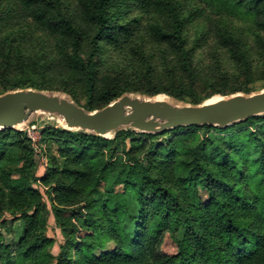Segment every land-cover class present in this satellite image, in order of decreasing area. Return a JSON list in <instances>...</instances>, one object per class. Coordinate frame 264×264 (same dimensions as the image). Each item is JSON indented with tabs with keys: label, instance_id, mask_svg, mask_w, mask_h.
Listing matches in <instances>:
<instances>
[{
	"label": "trees",
	"instance_id": "16d2710c",
	"mask_svg": "<svg viewBox=\"0 0 264 264\" xmlns=\"http://www.w3.org/2000/svg\"><path fill=\"white\" fill-rule=\"evenodd\" d=\"M259 80L264 0H0V95L62 92L93 111L126 93L201 104L259 91ZM232 129L225 148L209 134ZM134 132L106 138L47 127L63 163L51 154L41 176L30 138L0 130V228L6 213L24 224L16 242L0 234V264H264V115L139 132V140ZM112 176L135 208L101 189ZM34 181L53 191L66 238L58 254ZM167 234L174 254L161 249Z\"/></svg>",
	"mask_w": 264,
	"mask_h": 264
},
{
	"label": "water",
	"instance_id": "95a60500",
	"mask_svg": "<svg viewBox=\"0 0 264 264\" xmlns=\"http://www.w3.org/2000/svg\"><path fill=\"white\" fill-rule=\"evenodd\" d=\"M164 95V96H162ZM58 116L67 129L109 137L121 129L158 133L181 126H229L264 115V88L245 94L221 95L217 100L192 104L165 94L147 96L126 93L107 106L89 111L68 94L19 88L0 95V130L22 129L37 113Z\"/></svg>",
	"mask_w": 264,
	"mask_h": 264
},
{
	"label": "rangeland",
	"instance_id": "374dc122",
	"mask_svg": "<svg viewBox=\"0 0 264 264\" xmlns=\"http://www.w3.org/2000/svg\"><path fill=\"white\" fill-rule=\"evenodd\" d=\"M264 81L259 80L254 84V87L259 90L263 87ZM166 95V94H165ZM215 96H221V94L215 95ZM250 125H248L249 127ZM47 127H54L55 129H67L63 127L59 121V117L53 114L49 113H37L33 115L20 129L23 133H25L29 138L31 142V146L34 148V157L35 161L38 163V170L37 175H43L46 172V168L48 165L49 157L51 154H55L57 157V160L59 162V165L63 163V158L61 157V144L56 139H45V129ZM209 134L213 135V140L218 142V147L221 146L222 148L227 147V142H223L222 138L226 137L227 135L233 134V129L229 132H226L225 130L218 131V130H209ZM116 135L113 134L106 138H114ZM166 136V135H164ZM136 139H143L144 136L142 134H139V132H134V136ZM131 138L127 137V144L131 145ZM214 146V145H213ZM108 157H111L112 153L110 151L107 152ZM118 155H122L125 157V152H123L122 149H118L115 153V157L112 161L115 160V163L117 165V169L120 170L122 168L119 163L121 161L118 160ZM136 158H142L144 157V154H137L135 156ZM51 159V157H50ZM126 159V158H123ZM113 177L112 176L108 182L103 181L101 183V189L105 191L107 188H112V193H110L112 196H119V200L126 206L135 208V198L130 194V192L126 189H124L123 185H113ZM34 188L39 189L45 198L46 205L48 206L50 213H48L47 217V224L45 226V233L46 236L51 239V250L54 254H58L60 251L61 245L65 242V236L62 232V228L57 222L53 210H52V202H53V195L51 194L53 191L50 187L45 186L44 184H41L40 182H33L31 184ZM199 194L202 197L203 201H207L209 199L208 192L205 188L199 187ZM79 208V207H78ZM77 208V209H78ZM74 209V208H73ZM20 214L12 215L11 213L5 214V219L8 220V225L5 229L0 228V234L3 236L4 243H11L13 241H18L21 237L23 230H24V224L22 221H20L17 217H19ZM112 244H110L111 246ZM161 249L168 254H174L177 252L178 247L177 244L171 239V237L167 234L164 242L161 246Z\"/></svg>",
	"mask_w": 264,
	"mask_h": 264
},
{
	"label": "bare ground",
	"instance_id": "6f19581e",
	"mask_svg": "<svg viewBox=\"0 0 264 264\" xmlns=\"http://www.w3.org/2000/svg\"><path fill=\"white\" fill-rule=\"evenodd\" d=\"M162 96H164V95H162ZM219 97H220V96H214V97H212V98L210 99V101L217 100ZM59 121H60V123H61V125H62L63 127H66V126H67L66 123H65L61 118H59Z\"/></svg>",
	"mask_w": 264,
	"mask_h": 264
}]
</instances>
